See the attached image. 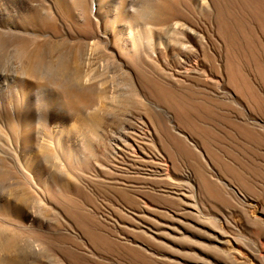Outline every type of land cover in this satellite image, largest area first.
Returning a JSON list of instances; mask_svg holds the SVG:
<instances>
[{
  "label": "rangeland",
  "instance_id": "1",
  "mask_svg": "<svg viewBox=\"0 0 264 264\" xmlns=\"http://www.w3.org/2000/svg\"><path fill=\"white\" fill-rule=\"evenodd\" d=\"M0 37V264H264V0H0Z\"/></svg>",
  "mask_w": 264,
  "mask_h": 264
},
{
  "label": "bare ground",
  "instance_id": "2",
  "mask_svg": "<svg viewBox=\"0 0 264 264\" xmlns=\"http://www.w3.org/2000/svg\"><path fill=\"white\" fill-rule=\"evenodd\" d=\"M6 5V4H5ZM7 6V5H6ZM36 14H34V17H35V15H36V17L40 20V21H45V20H43L44 19V17H45V15L43 16L39 11H36L35 12ZM36 19V18H35ZM46 19V18H45ZM46 20H48V18L46 19ZM39 21V22H40ZM40 23H42V22H40ZM44 23H47L46 21L44 22ZM22 40H24V38L22 37V36H19V38H18V41H22ZM7 39H5V40H3V38H1L0 37V43H1V45L4 47V46H6L8 43H7ZM61 45V44H60ZM20 48H22V47H20ZM43 47H42V45H39L38 47H36L35 48V52L31 55V57H34V58H36V56H38V54H40V51H41V49H42ZM26 48L24 49V51L23 52H25L26 53ZM32 53V52H31ZM20 54H24V53H20ZM39 63H41V62H37V65L39 64ZM83 76V74H82V72H81V70L80 69H77L76 70V72H75V80L76 81H79L80 80V78ZM9 240V239H8ZM6 243V242H5ZM13 242H10V241H8L6 244H5V246H3L5 249H7L11 244H12ZM16 243V242H15ZM2 255V254H1ZM10 264H13V263H10Z\"/></svg>",
  "mask_w": 264,
  "mask_h": 264
}]
</instances>
